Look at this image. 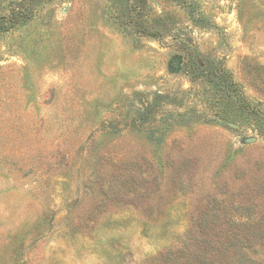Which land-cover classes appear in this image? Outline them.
<instances>
[{"label":"rangeland","instance_id":"374dc122","mask_svg":"<svg viewBox=\"0 0 264 264\" xmlns=\"http://www.w3.org/2000/svg\"><path fill=\"white\" fill-rule=\"evenodd\" d=\"M189 59L264 115V0H0V264H264V133Z\"/></svg>","mask_w":264,"mask_h":264},{"label":"trees","instance_id":"16d2710c","mask_svg":"<svg viewBox=\"0 0 264 264\" xmlns=\"http://www.w3.org/2000/svg\"><path fill=\"white\" fill-rule=\"evenodd\" d=\"M182 71L193 80L200 79L208 92L217 93L218 98L213 103L222 109L217 114L218 119L225 123L247 122L254 129L264 133L261 130L264 127V115L254 112L241 87L232 79L222 63L216 61L213 66L212 61L197 63L189 59L182 67ZM143 116L146 118V113Z\"/></svg>","mask_w":264,"mask_h":264},{"label":"water","instance_id":"95a60500","mask_svg":"<svg viewBox=\"0 0 264 264\" xmlns=\"http://www.w3.org/2000/svg\"><path fill=\"white\" fill-rule=\"evenodd\" d=\"M228 124H230L231 126H233L234 127V125L233 124H231V123H228ZM236 127V126H235Z\"/></svg>","mask_w":264,"mask_h":264}]
</instances>
